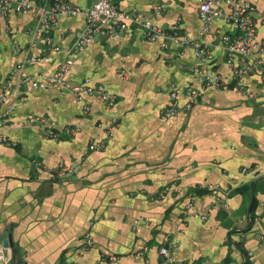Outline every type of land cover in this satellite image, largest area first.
Listing matches in <instances>:
<instances>
[{"label":"crops","instance_id":"1","mask_svg":"<svg viewBox=\"0 0 264 264\" xmlns=\"http://www.w3.org/2000/svg\"><path fill=\"white\" fill-rule=\"evenodd\" d=\"M94 1L71 0L82 9ZM245 1L257 18L264 14V0ZM116 5L181 37L202 39L212 59L203 63L193 47L175 40L164 49L141 33L101 34L73 55L70 79L74 85L90 80L116 95L111 109L96 97L79 101L56 88H14L0 105V138L8 140L0 142V264H9L12 254L7 230L26 264H158L162 247L170 249V264H264V75L243 79L254 98L202 87L205 69L231 83L221 35L233 29L214 20L206 31L197 0ZM161 5L165 10L156 15ZM36 25L32 14L0 17V95L8 80L54 74L70 58L85 18L62 17L53 32L60 51L46 54L43 42L35 45ZM259 37L264 42V25ZM31 56L43 60L27 63ZM18 63L24 67L15 70ZM186 86L199 91L197 102L163 120L173 88ZM177 101L184 106L189 98L181 94ZM66 126L79 131L48 136ZM92 143L102 148L90 150ZM62 164L72 175L53 179L49 172ZM166 187L170 192L160 197ZM107 254L118 260L102 261Z\"/></svg>","mask_w":264,"mask_h":264},{"label":"built area","instance_id":"2","mask_svg":"<svg viewBox=\"0 0 264 264\" xmlns=\"http://www.w3.org/2000/svg\"><path fill=\"white\" fill-rule=\"evenodd\" d=\"M197 12L200 20L207 31L209 25L214 20H223L231 25L233 32L221 35L223 48L226 52V63L231 69L232 81L227 82L220 74L203 70L199 76V83L203 88H213L219 91H235L245 94L249 98L255 95L245 86L243 79L249 75H264V42L259 37V26L264 25V14L257 18L255 16L256 7L245 0H197ZM165 6L155 8V14L161 15ZM12 13L32 14L37 17V25L33 31L35 45L38 42L44 43L43 53L47 51H60V47L55 45L53 32L58 27L62 17L82 15L85 18V27L76 33L72 49L68 52L66 59L59 69L52 75L40 79L25 76L18 82L8 80L4 85L0 95V105L8 101L14 88H21L29 85L35 89L56 88L61 91L70 92L77 100L84 101L86 97H96L103 101L107 108L111 109L117 103V96L109 93L102 85L91 86L90 80H85L79 85H74L70 79L71 68L74 64L73 55L77 51H82L88 47L98 35L111 38H118L124 33H141L150 42H160L162 48L167 49L170 42H176L191 46L195 49L196 56L205 64L212 59L208 46L202 39L190 40L188 37H181L176 32L166 30L153 24L152 20L146 18L140 11H124L118 8L116 0H95L92 6L82 9L74 6L71 0H0V17H8ZM42 57L31 56L26 62L37 63L42 61ZM24 67L23 63H18L15 70ZM186 95L189 101L180 106L177 99L179 95ZM173 103L165 108L162 119L168 120L177 117L184 112L190 111L199 97V91L192 87H174L172 91ZM86 110L88 107L86 106ZM43 123L42 119H36ZM0 121V128L3 127ZM79 129L77 127L66 126L62 132L53 129L48 130V136L54 139L61 137H72ZM111 135V130L107 136ZM1 143L8 142L6 137L0 138ZM102 148L100 143H92L90 150ZM34 166L39 170L46 167L38 161ZM73 173V168L60 165L56 170L49 174L53 179H67ZM170 192L166 187L160 197H164ZM226 200L228 193L224 194ZM187 214H191L194 205L190 203L187 207ZM190 212V213H189ZM193 216H197L193 213ZM90 239L88 238V241ZM160 261L158 264H170L173 262L170 249L162 247L160 250ZM3 258V256H1ZM118 257L115 255H104L102 261L115 262ZM9 264H13L12 254L7 259ZM26 264V263H23Z\"/></svg>","mask_w":264,"mask_h":264},{"label":"water","instance_id":"3","mask_svg":"<svg viewBox=\"0 0 264 264\" xmlns=\"http://www.w3.org/2000/svg\"><path fill=\"white\" fill-rule=\"evenodd\" d=\"M255 188L253 189L252 202H251V205L249 207V212H248L249 222L251 224H252V220H251V210H252V207H253V204H254ZM9 231L10 230H7L6 233L4 234V242H5V245H6L7 248L12 249L13 264H18L19 263V260H20L19 252L17 251V249L14 248V243H13V240H12V237H11V234L9 233Z\"/></svg>","mask_w":264,"mask_h":264},{"label":"trees","instance_id":"4","mask_svg":"<svg viewBox=\"0 0 264 264\" xmlns=\"http://www.w3.org/2000/svg\"><path fill=\"white\" fill-rule=\"evenodd\" d=\"M18 264H23V263L19 260V263Z\"/></svg>","mask_w":264,"mask_h":264}]
</instances>
